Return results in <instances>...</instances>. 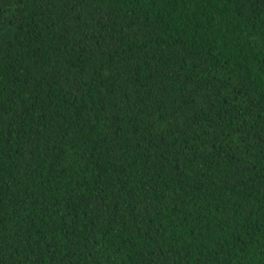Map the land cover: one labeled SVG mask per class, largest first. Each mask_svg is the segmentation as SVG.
Here are the masks:
<instances>
[{
  "label": "trees",
  "instance_id": "1",
  "mask_svg": "<svg viewBox=\"0 0 264 264\" xmlns=\"http://www.w3.org/2000/svg\"><path fill=\"white\" fill-rule=\"evenodd\" d=\"M0 264H264V0H0Z\"/></svg>",
  "mask_w": 264,
  "mask_h": 264
}]
</instances>
